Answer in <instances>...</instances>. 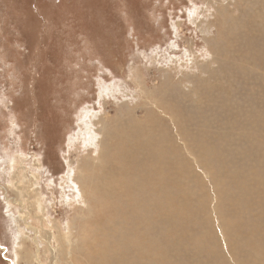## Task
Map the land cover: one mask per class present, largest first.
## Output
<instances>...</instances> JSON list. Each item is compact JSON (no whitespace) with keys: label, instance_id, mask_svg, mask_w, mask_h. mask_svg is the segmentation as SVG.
<instances>
[{"label":"rangeland","instance_id":"1","mask_svg":"<svg viewBox=\"0 0 264 264\" xmlns=\"http://www.w3.org/2000/svg\"><path fill=\"white\" fill-rule=\"evenodd\" d=\"M135 125L170 148V199L150 224L165 264H264V0H0V264H39L37 250L66 263L55 241L45 250L40 194L46 225L73 233L66 258L95 264L84 235L115 224L102 206L78 214L92 202L85 177L121 179L116 143Z\"/></svg>","mask_w":264,"mask_h":264},{"label":"bare ground","instance_id":"2","mask_svg":"<svg viewBox=\"0 0 264 264\" xmlns=\"http://www.w3.org/2000/svg\"><path fill=\"white\" fill-rule=\"evenodd\" d=\"M132 110V109H131ZM108 117L106 114L105 117ZM263 117V116H261ZM133 119V118H132ZM102 120V119H101ZM131 120V119H130ZM105 122V120H104ZM133 124V123H132ZM140 125V124H139ZM143 125V124H141ZM108 127V126H107ZM120 127V126H119ZM131 139L122 138L116 143L117 149L119 153L117 155V161L119 163H125L126 166L117 170H111L113 175L114 173H118L120 175V180L117 182L116 179L113 181V176L109 178H104L102 183L99 181L93 185H91L92 177H85L86 181L89 185L86 190H83L85 186H83L82 190L88 194L91 198V203L86 200L87 207H82V211L78 214L85 219L84 216L94 214V210L98 209L100 211L101 206L107 211V219L109 222H113L115 224L114 227L102 228L99 232L96 241L91 242V236L84 235V240L82 242L81 248L86 250L84 255L87 256L89 252H100L99 258L94 257L93 254H90L89 257L95 260V264H109L112 259H115L119 264H165V255L164 253L157 248L155 243L154 231L150 232V224L154 223L156 220V216L158 214V209L161 208L158 204L159 202L164 203L163 200L168 201L170 199L169 195V182L168 178L170 177V161L167 158L170 156V148H166L168 144H164L161 140L154 139L152 142H148L143 140L137 130H141V128L134 126ZM147 129V128H146ZM141 132V131H140ZM111 135V134H110ZM109 135V136H110ZM121 136V135H120ZM255 136V135H254ZM116 136H112L115 138ZM127 137V136H126ZM109 138V137H108ZM261 139V138H260ZM114 142V141H113ZM264 142V141H263ZM201 143V141H200ZM249 143V142H248ZM207 144V143H206ZM103 145V144H102ZM208 145V144H207ZM264 145V144H263ZM204 147V146H203ZM202 147V148H203ZM132 150L131 152H126L125 149ZM104 149V148H103ZM205 149V148H204ZM98 150V149H97ZM140 151L144 153L140 154ZM208 151V149H207ZM264 151V150H263ZM262 152V151H261ZM207 153V152H206ZM263 153V152H262ZM91 158L94 163L101 167L102 159L99 154H95L93 151L90 154L86 153V157ZM105 155V154H104ZM210 155V154H209ZM262 158V157H261ZM180 160H178L179 162ZM104 162V161H103ZM110 162V161H108ZM111 163V162H110ZM93 164V163H92ZM22 165V164H21ZM78 165V164H77ZM105 165V164H104ZM111 165V164H110ZM175 165V164H174ZM240 165V164H239ZM113 166V165H112ZM111 166V167H112ZM85 166H83L84 168ZM104 167V166H103ZM109 167V166H108ZM107 167V168H108ZM174 168V167H172ZM261 168V167H260ZM95 169H98L95 167ZM71 170V169H70ZM227 170V169H226ZM249 170V169H248ZM73 171V169H72ZM79 174H84L85 169H81L80 167H76L74 169ZM100 171V170H99ZM182 171V170H181ZM228 171V170H227ZM101 172H104L102 169ZM179 172V171H178ZM251 172V171H250ZM86 173V172H85ZM184 173V172H183ZM100 174V173H99ZM179 175V173H177ZM89 175V174H88ZM188 175V174H187ZM225 175V172H224ZM94 176V174H93ZM101 176V175H100ZM264 176V175H262ZM33 177L36 178L35 174ZM224 177V176H223ZM258 177V176H257ZM256 177V178H257ZM81 178V177H80ZM84 178V177H83ZM116 178V177H115ZM130 178H137L135 182H131ZM171 178V177H170ZM83 179V180H85ZM172 179V178H171ZM82 180V178L80 179ZM219 180V179H218ZM262 180V178H261ZM182 181V180H181ZM224 181V180H223ZM227 181V180H226ZM232 181V180H231ZM240 181V180H239ZM80 182V181H79ZM115 182V183H113ZM113 183V184H111ZM225 183V182H224ZM222 183V184H224ZM233 183V182H232ZM36 184V183H35ZM77 183H75L76 185ZM86 184V183H85ZM84 184V185H85ZM181 184V182H180ZM217 184V182H216ZM238 184V183H237ZM262 184V183H261ZM264 184V183H263ZM172 185V183H171ZM178 185V184H177ZM176 185V187H177ZM91 186V187H90ZM246 186V185H245ZM258 186V185H257ZM32 187V186H30ZM29 187V188H30ZM225 187V186H224ZM89 188H92L91 192ZM24 189V188H23ZM23 189H20V192H24ZM181 189V188H180ZM29 190V189H28ZM34 190V189H33ZM37 191V190H36ZM72 191V190H71ZM226 191V190H225ZM224 191V192H225ZM35 192V191H34ZM183 192V191H182ZM231 192V191H228ZM260 192V191H259ZM221 194V193H220ZM226 194V193H225ZM173 195V194H172ZM229 196V195H228ZM227 196V197H228ZM242 196V194H241ZM247 196V195H246ZM24 197V196H22ZM34 197V196H33ZM87 198V197H86ZM89 198V199H90ZM249 198V197H248ZM247 198V199H248ZM263 198V197H262ZM28 199V198H27ZM125 199H129L130 201L125 203ZM177 199V198H176ZM241 199V198H240ZM264 199V198H263ZM72 200V199H71ZM235 201V200H234ZM247 201V200H246ZM19 202V201H17ZM74 202V200H73ZM253 202V200H252ZM22 207L26 205L24 202H20ZM19 203V204H20ZM31 203V202H30ZM79 203V202H78ZM82 203V202H81ZM107 203V204H106ZM119 204H124L126 207L118 206ZM160 203V205L162 204ZM198 203V201H197ZM255 203V202H254ZM199 204V203H198ZM249 204V203H248ZM81 205V204H80ZM195 205V204H194ZM257 205V204H256ZM71 206V205H70ZM76 206V205H75ZM83 206V205H82ZM196 206V205H195ZM200 206V205H198ZM262 206V205H261ZM111 207V209H109ZM232 207V206H231ZM244 207V205H243ZM246 207V206H245ZM256 207V206H255ZM120 211H118V210ZM261 209V208H260ZM34 210V209H33ZM32 210V211H33ZM176 210V209H175ZM197 210V209H196ZM255 210V209H254ZM264 210V209H263ZM35 211L37 214L41 215L39 217L41 222V230L46 233L48 232V237H45V250L50 252V248H55L54 243L56 242L58 246L63 247V250H60V259L66 261L67 264H79L78 257H73L72 260H68L66 258L67 248L66 244L72 240L73 233L71 229L65 231L64 226L61 222H57L55 226H47L48 221L46 220L47 211L46 208L43 207V199L40 194V198L36 199L35 202ZM102 211V209H101ZM236 211V210H235ZM260 211V210H258ZM26 212V213H25ZM148 212V213H147ZM173 212V211H172ZM181 212V211H179ZM26 217V224L28 227L39 237L41 235L40 226H35L31 222H29V218L31 217L32 212L27 207L26 211L24 210ZM99 213V212H98ZM182 214V213H181ZM198 214H200L198 212ZM34 215V214H33ZM36 215V214H35ZM159 215V214H158ZM160 215L162 218V222L166 224L170 223V208H168L164 213L162 209L160 211ZM91 216V215H90ZM89 216V217H90ZM179 216V215H178ZM183 216V215H182ZM88 217V218H89ZM175 218V217H174ZM183 218V217H182ZM185 218V217H184ZM187 218V217H186ZM36 219V218H35ZM104 219V220H107ZM55 220V219H54ZM97 221V219H96ZM199 221V220H198ZM197 221V222H198ZM207 221V220H206ZM98 222V221H97ZM189 222V220H188ZM201 222V221H200ZM56 223V222H55ZM87 223V222H86ZM54 224V223H53ZM85 224V223H84ZM91 224L92 221H91ZM90 224V225H91ZM96 224V223H95ZM236 224V223H235ZM70 225H73V221H71ZM79 225V224H78ZM107 225V224H106ZM190 225V224H188ZM198 225V224H197ZM251 225V224H250ZM264 225V224H263ZM17 226V225H16ZM113 226V224H112ZM142 226L146 228L145 233H142ZM169 226V225H168ZM167 226V227H168ZM229 226V225H228ZM232 226V225H231ZM230 226V227H231ZM98 227V225L96 226ZM104 227V225H103ZM161 227V226H160ZM172 227V226H171ZM196 227V226H194ZM202 227V226H201ZM73 228V227H72ZM85 228V227H84ZM93 228V227H92ZM101 228V227H99ZM185 228V227H184ZM188 228V227H186ZM248 228V227H247ZM259 228V227H258ZM94 229V228H93ZM97 229V228H96ZM95 229V230H96ZM165 229V228H164ZM264 229V228H263ZM56 230V231H55ZM99 230V229H97ZM96 230V231H97ZM156 230V228L154 229ZM177 230V229H176ZM186 230V229H185ZM184 230V231H185ZM190 230V229H189ZM200 230V229H199ZM84 232H88L87 228L83 229ZM180 231V230H179ZM188 231V229H187ZM57 232V233H56ZM94 233V231H92ZM156 232V231H155ZM173 232V231H172ZM190 232V231H189ZM198 232V231H197ZM258 232V231H257ZM72 233V236H71ZM96 233V232H95ZM94 233V234H95ZM24 234V233H23ZM168 234V232H167ZM189 234V233H188ZM203 234V233H202ZM209 234V233H208ZM192 235V233H191ZM264 235V234H263ZM95 237V235H93ZM184 236V235H183ZM194 236V235H193ZM252 236V234H251ZM200 237V236H199ZM260 237V236H259ZM28 238V237H27ZM78 238V237H77ZM196 238V237H195ZM205 238V237H204ZM24 239V237H23ZM22 239V241H23ZM194 239V238H193ZM211 239V238H210ZM253 239V238H252ZM256 239V238H254ZM105 240L107 241H115L117 244V252L103 251L102 245L105 244ZM249 240V239H248ZM259 240V239H258ZM20 241V240H19ZM55 241V242H54ZM197 241V239H196ZM207 241V238L206 240ZM204 241V243H205ZM247 241V240H246ZM254 241V240H253ZM35 242L38 243L37 237L35 238ZM178 242V241H177ZM176 242V243H177ZM208 242V241H207ZM251 242V241H250ZM259 242V241H258ZM263 242V240H262ZM198 243V242H197ZM202 243V241H201ZM246 243V242H245ZM256 243V241H255ZM22 244V243H21ZM56 244V245H57ZM175 244V243H174ZM232 244V243H231ZM235 244V243H234ZM168 245V244H167ZM203 245V243H202ZM206 245V244H205ZM237 245V244H236ZM245 245V244H244ZM248 245V244H247ZM262 245V243H261ZM76 246V245H75ZM180 246V245H179ZM215 246V245H214ZM235 246V245H234ZM238 246V245H237ZM250 246V245H249ZM252 246V244H251ZM18 247H20L18 245ZM73 247V246H72ZM78 247V246H77ZM76 247V249H77ZM104 247V246H103ZM198 247V246H197ZM233 247V245H232ZM236 247V246H235ZM260 247V246H259ZM22 248V247H21ZM51 248V249H52ZM59 248V247H58ZM95 248H99L96 250ZM211 248V247H210ZM216 248V247H215ZM249 248V247H248ZM23 249V248H22ZM70 248H68L69 250ZM74 249V247L72 248ZM196 249V248H195ZM214 249V248H213ZM260 249V248H259ZM54 250V249H53ZM57 250V249H56ZM172 250V249H171ZM181 250V249H180ZM215 250V249H214ZM241 250V249H240ZM18 251V250H17ZM30 251V250H29ZM45 251V252H46ZM59 251V249H58ZM57 251V252H58ZM168 251V250H167ZM183 251V250H182ZM196 251V250H195ZM83 253V251H81ZM194 252V251H193ZM231 252V251H230ZM256 252V251H254ZM259 252V251H258ZM71 253L73 255L75 252L72 250ZM180 253V252H179ZM200 253V252H199ZM205 253V251H204ZM209 253V252H207ZM97 254V253H96ZM99 254V253H98ZM108 254V255H107ZM195 254V253H194ZM210 254V253H209ZM167 255V254H166ZM171 255V254H170ZM169 255V256H170ZM192 255V254H191ZM235 255V254H234ZM25 256V255H24ZM28 258L30 261H37L39 264H43L40 256V250L35 252L28 253ZM57 256V255H56ZM80 256V255H79ZM21 257V255H20ZM81 257V256H80ZM187 257V256H186ZM209 257V256H208ZM254 257V256H253ZM188 259V257H187ZM253 259V258H251ZM56 260V259H55ZM71 261V262H70ZM86 261V260H85ZM181 261V260H180ZM184 261V260H183ZM251 260H249L250 263ZM87 262V261H86ZM178 262V261H177ZM252 262V261H251ZM255 262V261H254ZM253 262V264H254ZM28 263V262H27ZM56 263V262H55ZM65 263V264H66ZM240 263V260H239ZM29 264V263H28ZM54 264V263H53ZM64 264V263H61Z\"/></svg>","mask_w":264,"mask_h":264},{"label":"water","instance_id":"3","mask_svg":"<svg viewBox=\"0 0 264 264\" xmlns=\"http://www.w3.org/2000/svg\"><path fill=\"white\" fill-rule=\"evenodd\" d=\"M0 248H3V250H6V248H4V247H2V246H0ZM10 264H14L13 262H11Z\"/></svg>","mask_w":264,"mask_h":264},{"label":"trees","instance_id":"4","mask_svg":"<svg viewBox=\"0 0 264 264\" xmlns=\"http://www.w3.org/2000/svg\"><path fill=\"white\" fill-rule=\"evenodd\" d=\"M96 14H97V12H95ZM31 14H32V12H31ZM109 18H107V20H108ZM32 32V31H31ZM87 33V32H86Z\"/></svg>","mask_w":264,"mask_h":264}]
</instances>
